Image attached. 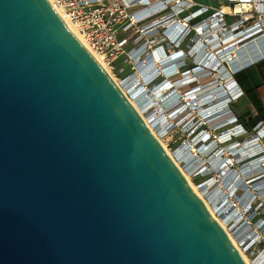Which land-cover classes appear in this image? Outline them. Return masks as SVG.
Instances as JSON below:
<instances>
[{
	"label": "water",
	"instance_id": "obj_1",
	"mask_svg": "<svg viewBox=\"0 0 264 264\" xmlns=\"http://www.w3.org/2000/svg\"><path fill=\"white\" fill-rule=\"evenodd\" d=\"M0 264H248L49 0H0Z\"/></svg>",
	"mask_w": 264,
	"mask_h": 264
},
{
	"label": "built area",
	"instance_id": "obj_2",
	"mask_svg": "<svg viewBox=\"0 0 264 264\" xmlns=\"http://www.w3.org/2000/svg\"><path fill=\"white\" fill-rule=\"evenodd\" d=\"M52 3L54 7L61 8L66 13L68 18L76 25L79 32L83 34L88 46L100 54L102 60L108 66L113 67L115 62L127 53L131 62L134 61L135 63V66L133 67L134 73L131 74L133 77H135V75L137 77L138 70L141 67V65L137 63V60L139 59L136 57L138 51L141 50L140 47L143 41H145L143 44H146L145 46L147 49L142 54L152 52L157 55L160 53V50L163 51L164 54L170 53L172 56L180 53L187 54L186 58L175 60L173 62V66L176 68L175 75H178V80L181 79L180 76H193L197 74V70L202 66L204 67L203 70L206 71V76H208L206 83L210 84L211 82H214L210 85L217 84L216 86L218 89L211 93L215 95L212 101H218L220 106L223 107V109L220 110V114L212 117L205 116L203 118L201 113L198 112L202 118H200V120L198 118L196 119L195 113L191 112V106L189 108L186 106L185 110L181 106L182 104L185 105V103H188L187 99L183 96V91H180L182 92L181 96L174 100L172 105L167 109H176V112L182 111L178 115L185 114L187 116L189 120L188 122L185 123L182 118L180 122H176L174 125H179L177 127L182 135L185 134L184 132L189 135V138L185 139L182 143L187 142L191 147L193 145L197 146L198 152H195V157L197 159L194 162L196 167L193 177H204L205 175H208L203 183H208L211 180L214 181L215 184H212V191L214 192L218 190L219 195V198L218 195L216 197L218 209H214V213L225 224L228 232L238 241V247L244 252H248L252 246L256 244L264 245V236L262 234L258 235L259 237L255 240L254 237L256 234H251V236L248 237L249 240H251L248 245H246V242L239 240V237L235 234L237 226L242 225L246 220H249L251 226L253 219L261 213L262 209H264V196H259L262 193L260 192L261 189H256L254 191V198H250L252 192L249 188L247 190L242 189L239 180L242 173V167L259 158L260 153H254L245 160L240 158L242 161H238V159L235 158L236 152L232 150L234 148L240 149L238 146L243 143H253V139L257 134L262 135V141L264 139V134H261L260 131L264 128V121L255 124L252 133L250 134L251 136L245 137L243 141L239 142L237 137L243 136L244 133L246 135L248 134L246 125L241 122L240 118L234 113L231 107L232 103L238 101L245 95L243 87L235 79V75L240 70V67L238 68L236 66L234 69L232 68L230 70L231 74L228 80L222 75H220L222 78L219 77V79L217 77L219 75L217 74L218 69L209 63L212 60H206L207 63L194 61V55L196 52H199V49L203 48L205 45L204 41L203 45H201L202 43L199 44L202 32L208 28H217L218 30L216 32L221 37H227L233 34L236 35V38L228 43L223 41L224 38L222 40V48H225L224 51L232 50L233 56L231 55L229 60H233L234 62H236L239 57L240 49L243 48V46H246L255 40L264 38V0H227L225 5L227 10L223 5L219 7L201 5L196 8L198 3L195 0H52ZM151 4H154L152 8L155 9V11L151 16H143L148 10L147 7ZM238 6H240L239 9L237 8ZM204 15L207 16L200 19ZM153 19H155V22H158L156 24L157 32L164 31L165 28H171V30L178 31L175 36V38L178 39L171 40V44H168V40L165 39L166 43H164V40H162L164 36L163 34H160L161 36L159 37L158 45L152 47L153 45L150 43L148 34L153 33L154 31L152 30L147 34H145V32L154 27L151 25ZM163 19L171 20L167 23L161 24ZM170 22H172V24H170ZM197 35H199V37L196 39ZM187 39H189V44L187 49H185L182 45ZM130 43H134L131 45L132 47H128ZM227 47L230 49H226ZM222 48H220V51ZM146 58L147 57L144 58L145 62L148 61ZM193 61V65L190 66V62ZM186 65H189L190 67L182 71V68ZM156 72L157 69L152 70L144 75L142 79L145 81V79L150 78L149 81L144 82L146 84L145 86L150 87L155 84L153 85V88H148V90H146L148 97H151L154 91H158L156 87H163V85L168 82L166 76L163 74L156 76ZM154 77H156V79ZM160 77L161 79L159 80ZM200 79L201 78L194 80L191 78V82L189 81L188 83L191 89L189 92H185L187 95L200 91L199 89L202 88L200 86ZM229 80L235 81L233 88H229L227 84ZM139 81L142 82L141 80ZM151 81H154L153 84L150 83ZM183 81L184 80L180 82L181 84L178 82L174 88L176 87L175 89L184 90ZM126 95L133 99V95L130 92L127 91ZM169 98L170 97H167L163 100V103ZM208 105V108H213L210 103ZM217 116L220 117L216 118ZM226 135L229 136L228 138L231 141L220 143L222 141L221 138ZM213 145H216V148L211 150L210 153L205 154V150ZM177 148H179V146ZM172 152L174 158H176L182 167L185 168V163L180 161L176 154V150H173ZM224 152H228L229 154H225ZM226 162L231 163L229 168L227 166L226 169L228 168L231 170L232 174H230V176H232V181H229L226 187L220 188V181L218 180L219 177L221 178L225 174V170L222 168L224 166H221L222 173L219 175L220 168L217 169V165ZM233 162L238 165L240 164V171L233 168ZM252 170L253 169L250 171ZM257 171H259V169ZM257 173L258 172H256V174ZM261 174H264V172L259 175ZM230 176L225 175V180H229ZM247 180H251V178ZM216 181L219 183H216ZM223 189H225V193H222ZM220 195L227 197L223 200ZM204 197L206 200H210L209 202L215 206V199L212 201L207 194H204ZM261 218L264 217H257L254 220V224H258L257 222ZM233 223H236L237 226L233 227Z\"/></svg>",
	"mask_w": 264,
	"mask_h": 264
},
{
	"label": "bare ground",
	"instance_id": "obj_3",
	"mask_svg": "<svg viewBox=\"0 0 264 264\" xmlns=\"http://www.w3.org/2000/svg\"><path fill=\"white\" fill-rule=\"evenodd\" d=\"M49 1L52 3V0H49ZM153 5L154 4H151L150 6L147 7L148 10L146 9L147 11L145 12V15H143V16L148 17V16L152 15V13L155 11V9L152 8ZM223 7L226 9L225 4H223ZM237 8L239 9L240 6H238ZM56 10L60 14V16L66 21L68 28L92 52V54L95 55L96 59L100 62V64L111 75V73L109 71V67L102 60L101 55L98 54L97 52H95L92 48H90L88 46L83 34L81 32H79L76 25L68 18L66 13L61 8H56ZM170 20L171 19H168V20L163 19L161 24L167 23ZM151 23H152L151 25H153L154 27H152L148 31H146L145 34L150 33L152 30L156 31V24L158 22H155V19H153L151 21ZM170 24H172V22H170ZM217 30L218 29L215 27L214 28H208L207 30H203L202 35H201V40H199V44L202 43L201 45H203V41H204L205 45L203 48L199 49V52L198 51L196 52V50H195L196 54L194 55V60H196L197 62H202V63H207L206 60L207 61L212 60L209 63H210V65H213L215 68L218 69L217 74L224 76L228 80L231 73L227 69V61H230L229 59L232 55V50L227 47L226 49H230V50L224 51L225 48L223 49L222 46H223V41L225 43H228L232 39L236 38V35L233 34V35H230L227 37H221L216 32ZM170 33H171L170 37H169L170 40L178 39V38H175L178 31L171 30ZM223 38H224V40H223ZM144 42L145 41H143L141 43L142 48L145 45V44H143ZM220 48H222L221 51H220ZM140 51H138V53H137V54H139V57H138L139 60H137V63L140 64L141 67L138 70L137 77L130 76V77H128L127 80H125V82L120 83V82L116 81L112 75L111 76L113 77L115 82L123 89V91L126 94L128 91L133 95V99H131L129 96L128 97L130 98L131 102L133 103V105L135 106L137 111L143 117V119L145 120V122L147 123L149 128L152 130V132L157 136V138L159 139V141L161 142V144L163 145V147L165 148L167 153L174 159V161L177 163V165L184 172V174L186 175L191 186L195 189V191L198 193V195L201 197V199L207 205L209 210L215 216L217 221L222 225V227L226 230L228 235L231 237L233 242L238 247L239 246L238 241L228 232L227 228L225 227V224L214 213V209H218L217 200H215L216 202H214L215 206L211 207V205L209 204L210 200H206L204 197V194L208 193L209 187L210 186L212 187L213 186L212 184H215L214 181L211 180L208 183H206V182L201 183L199 185V187L195 186L192 182L191 177L194 176L195 167H196L194 162L197 159L195 157V152H198L197 146L193 145L191 147L187 142H184V143H181L179 148L176 149V154H177L178 158L180 159V161L182 163H185V168H184L176 160V158H174L173 152L169 151V149L162 142L161 137H160V135H162L164 132H166L168 130V128L172 127V125L174 123L180 122V120L182 118L184 119L185 123L189 121L185 114L180 115V116L178 115L182 111L177 110L178 112H176V109L175 110L167 109L170 105H172L174 100H176L178 97L181 96L182 92H180V91L184 92L183 96L185 97V99H187V102H188V103H185V105L182 104L181 105L182 108L185 110L186 106H187V108H189L191 106V108H190L191 112L195 113L196 119L198 118L200 120V118H202V117L204 118L205 116H208V117L211 116L212 117V116L217 115V114L219 115L220 110H222L223 107L220 106L218 101H214V102L212 101L213 98L215 97V95H213L211 93V92H215V90L218 89V87L216 86L217 84L210 85L214 82H211L210 84L206 83L208 76H206L207 75L206 71L203 70L204 67L202 66L203 68L201 67L199 70H197V74H195L193 76L192 75L191 76L186 75L184 77L180 76L181 77L180 80L181 81L184 80L183 86L185 89L184 90L175 89L176 87L174 88V86L176 84H178V82L180 83L181 81L178 80V77H177L178 75H175L176 68L173 66V62L175 60H180V59L186 58L187 54L186 53H180V54H176V55L172 56L170 53L164 54L163 51L160 50V53H158L156 55V54H153L152 52H150V53L146 52L145 54H142V51L144 52L145 50H142L141 52ZM145 57H147L146 59H148V61L142 63V59ZM156 69H157L156 76H158L159 74H163L164 76H166L168 82L166 84H164L163 87H159V88L156 87V89H158V91H154L152 96L148 97L146 90H148L149 86H145L146 84L144 82L149 81L150 78L145 79V81H143L142 79H143L144 75H146L150 71L156 70ZM154 78L156 79V77H154ZM191 78H193L194 80H198L199 78H201L200 79V81H201L200 86L202 88L199 89L200 91H197L195 93H190L189 95H187V93H185V92H189V90L191 89L190 85H188ZM160 79H161V77L159 78V80ZM139 80H141L142 82H140ZM153 82L154 81H151L150 83L153 84ZM234 82H235L234 80H229L227 82L229 88H233V86L235 85ZM173 88H174V90H173ZM167 97H170V98L163 103V100H165ZM209 103H210V105L213 106V108H208ZM164 104H166V105H164ZM151 110H153L154 112L150 116L145 117L144 112L148 113ZM198 112L201 113L202 117L200 115L199 116L197 115ZM218 117H220V116H217L216 118H218ZM260 133L264 134V128L261 129ZM228 137H229L228 135L222 137L221 138L222 141L220 143H222V142L227 143V141H231V140H229ZM261 137H262V135L257 134L255 136V138L253 139L254 140L253 143H249V142L243 143L240 146H238V148H240V149H237V148L232 149L234 152H236L235 158H237L238 161H240V160L242 161V159L245 160L248 157H250V155H253L254 153H258V154L260 153L259 158H257L256 160H254L251 163H248L247 165L242 167V173H241L240 178H239V180L241 182L242 189L247 190L249 188L250 191L252 192V194L250 195V198H254V195H255L254 191L256 189H261L260 192H262V193L259 195L260 197L264 196V174L259 175L260 173L264 172V156H263L264 144L261 141V139H262ZM215 148H216V145H213L210 148L206 149L204 153L208 154L211 152V150H214ZM190 150H191V153H190ZM224 153L229 154L228 152H224ZM221 156H222V154H221ZM240 158H242V159H240ZM230 165H231L230 162L229 163L226 162L224 164L219 163L217 165V169H219L221 166H224V167H222L225 170L224 175L230 176V174H232V172L230 171V174H228V172H227V169L229 168ZM227 166H228V168L226 169ZM256 167H258V168H256ZM251 169H253L255 171H253V170L250 171ZM258 169H260V170L262 169L263 171L256 174ZM248 171H250V172H248ZM221 173H222V169L220 168L219 175H221ZM249 178H251V180H247ZM260 180H261V184L263 183V185L259 184ZM218 181H216V183ZM253 183H257V184L254 185ZM256 185H258V186L256 187V189H254V187ZM219 187L224 188V183L220 181ZM223 192L225 193V189H223L222 193ZM209 196L211 199H214V197H216L217 194H210ZM226 197L221 196V198H223V200H225ZM218 198H219V195H218ZM223 200H221V201H223ZM257 223H258L257 229L256 228L252 229L254 227H252V228L250 227L249 220H246L240 226H237L236 223H233L232 226L233 227L237 226L235 234L239 237V240L246 242V245H248V243L251 241V240H249L248 237H250L251 234H253V235L256 234V236L254 237V240H255L256 238L259 237L258 235H260L262 233L261 230L264 229V218L259 219ZM247 226H249V227H247ZM238 249L248 264H264V251H261L259 253V256L257 257V259L253 263V261H250L248 259L247 255L245 254V252L240 247H238Z\"/></svg>",
	"mask_w": 264,
	"mask_h": 264
},
{
	"label": "rangeland",
	"instance_id": "obj_4",
	"mask_svg": "<svg viewBox=\"0 0 264 264\" xmlns=\"http://www.w3.org/2000/svg\"><path fill=\"white\" fill-rule=\"evenodd\" d=\"M196 1L198 3V5H197L196 8H198L201 5H204L205 6V2H204L205 0H196ZM219 4H220V1H218V0H213L212 1V5H213L212 7L218 6ZM207 6H209V5L207 4ZM206 16L207 15H204L200 19H203V17H206ZM170 32H171V28H169V29H166L165 28L164 31H160V32L154 31L153 33L148 34V36L150 38V43H152V45H153L152 47H155V45H158V43H159V37L161 36L160 34H163V36H164L163 39H162V40H164V43H166L165 42L166 41L165 39H167L168 40L167 43L168 44L169 43L171 44L172 41L169 39V36L171 34ZM198 37H199V35L196 36V39ZM133 44L134 43H130L128 47H132L131 45H133ZM188 44H189V39H187L183 43L182 47L185 48V49H187ZM145 45L143 46V48L140 47L141 51L142 50H145L146 51L147 48H146ZM251 49L252 48H249L248 51L250 52ZM142 53H143V51H142ZM138 57H139V54H137V57L136 58L138 59ZM194 61L196 62V60H194ZM194 61L193 62H190L189 65L190 66L193 65ZM232 61L233 60L228 61V68L227 69L229 70V72H230V70L232 68L234 69V67L237 66V63L234 62V61L232 63ZM242 61L244 62V67L246 69H245V72L243 73V75L241 74V76H242L243 80L246 81V83L250 84V85H248L249 88H254V85L255 84H252V80L250 78L251 77V75H250L251 73L250 72H251V70L253 68H255V65H254L255 60H251V58L249 59V57H248V58H246V60H242ZM144 62L145 61H144V58H143L142 59V63H144ZM189 65L184 66L182 68V70L185 69V68H187V67H190ZM134 66H135L134 61L131 62L128 54L126 53L122 57H120L119 60H117L115 62V64H114L113 67H110V66H108V67H109V71H110L111 75L115 78V80L118 81V82H120V83H123V82H125V80L128 79L129 76H131V74L134 73L133 72L134 71L133 70V67ZM135 77H136V75H135ZM217 77L219 78L220 75H218ZM220 78H222V77H220ZM153 85H155V84H153ZM153 85H151L149 88L150 89L153 88ZM260 101L261 102H258V99L252 97V95L249 94V97H246V95H245V96L241 97L238 101H235L234 103H232V106L231 107H232L234 113L237 114V116L240 118L241 122L246 125V128H247L246 130H248L247 131V133H248L247 135L244 133L243 136L237 137V140L239 142L243 141L245 139V137L251 136L250 134L252 133V130H253L255 124H257V123H259L261 121H264V105H263V102H262L261 99H260ZM252 103L255 106V109L251 105ZM153 112H154L153 110H151L148 113L147 112H144V115H145V117H148ZM256 112H257V114H256ZM197 115L199 116V113ZM177 126H179V125L178 124H176V125L173 124L172 127L168 128V130L166 132H164L162 135H160L162 142L166 145V147L169 149V151L176 150L177 147L180 146V144L185 139H188L189 138V135L186 134V132H184L185 134L182 135L181 131L178 130V127ZM262 143L264 144V139L262 140ZM233 163H234V165H232L233 168L236 169L237 171H240V166L237 163H235V162H233ZM230 171H231L230 169H227V172L229 174H230ZM232 171H234V170H232ZM262 171H263L262 169L261 170L259 169V171H257V172L260 173ZM206 177H208V175H205L204 177H200V176L193 177L192 176L191 179H192L193 184L195 186H198L199 187V185L201 183H203V181L205 180ZM223 179L225 180V175H223L221 178L219 177V181L223 182L224 183V187H226V185H228L229 181H232V176L229 177V180L226 179L224 181ZM259 182L258 183L260 185H263V183L261 184V180ZM253 184L255 185L257 183H253ZM257 186L258 185H256L254 187V189H256ZM227 189L230 190L229 188H227ZM212 190H213V188L212 187L211 188L209 187L207 195H210V194H217L218 195V190L215 191V192H213ZM257 193H259V192H257ZM216 197H214L215 200H216ZM212 201H213V199H212ZM209 204L211 205V207L213 206L211 203H209ZM257 217H264V209L261 210V213L258 216H256V218ZM256 218L253 219V223L250 226L251 228L254 227L252 229H255V228L257 229L258 228L257 224L256 223L254 224V220ZM261 232H262L261 234L264 236V229H262ZM261 251H264V245L263 244H256V245L252 246V248L250 249V251L245 252V254L247 255L248 259L250 261H253V263H254V261L257 259V257L259 256V253Z\"/></svg>",
	"mask_w": 264,
	"mask_h": 264
},
{
	"label": "crops",
	"instance_id": "obj_5",
	"mask_svg": "<svg viewBox=\"0 0 264 264\" xmlns=\"http://www.w3.org/2000/svg\"><path fill=\"white\" fill-rule=\"evenodd\" d=\"M196 1V0H195ZM212 1L213 0H205V6L207 4L212 7ZM220 1V4L215 7H219L223 4L226 5L227 0H218ZM249 48H252L251 51L249 52ZM241 51L239 52V57L236 60L237 67H240V70L236 73L235 79L241 84L245 91L246 97H249V94L252 95V97L258 99V102H261L260 99L263 102L264 105V38L260 40H255L246 46H243V48L240 49ZM251 60H255L254 65L255 68L251 70V80L252 84L254 85V88H249L248 83H246L245 80H243L241 74L245 72V67H244V62L242 60H246V58ZM240 65V66H239ZM242 79V82H241ZM244 95V96H245ZM253 108L255 109V106L253 103L251 104ZM257 111V110H256ZM257 114V112H256Z\"/></svg>",
	"mask_w": 264,
	"mask_h": 264
},
{
	"label": "flooded vegetation",
	"instance_id": "obj_6",
	"mask_svg": "<svg viewBox=\"0 0 264 264\" xmlns=\"http://www.w3.org/2000/svg\"><path fill=\"white\" fill-rule=\"evenodd\" d=\"M188 68H189V67H187V68H185V69H188ZM185 69H183V70H185ZM183 70H182V71H183Z\"/></svg>",
	"mask_w": 264,
	"mask_h": 264
},
{
	"label": "trees",
	"instance_id": "obj_7",
	"mask_svg": "<svg viewBox=\"0 0 264 264\" xmlns=\"http://www.w3.org/2000/svg\"><path fill=\"white\" fill-rule=\"evenodd\" d=\"M241 82H242V79H241Z\"/></svg>",
	"mask_w": 264,
	"mask_h": 264
}]
</instances>
